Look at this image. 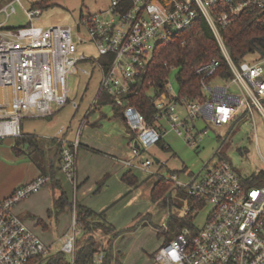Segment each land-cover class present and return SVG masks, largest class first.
Masks as SVG:
<instances>
[{
	"label": "built area",
	"instance_id": "1",
	"mask_svg": "<svg viewBox=\"0 0 264 264\" xmlns=\"http://www.w3.org/2000/svg\"><path fill=\"white\" fill-rule=\"evenodd\" d=\"M16 1L2 7L7 18L15 11ZM250 8L264 14V0H109L108 8L81 15L80 25L89 37L78 43L70 25L33 24L41 13L39 8L27 11V25L7 27L0 23V139L22 136L25 117L52 115L68 102L78 109L80 104L69 97L68 76L79 70L90 76L95 70L101 73L98 92L87 114L104 94L109 95L110 103L120 109L130 130L129 147L136 159L164 137V122L193 146H198V136L208 132V123L233 128L249 118L256 131L255 109L264 118V56L236 63L221 35L222 28ZM199 18L205 19L214 32L232 76L219 73L221 63L217 59L200 65L196 72L201 76V99L182 96L167 78L153 99V123L157 125H152L132 102L134 87L147 70L157 45L171 41ZM79 44H92L99 57L80 50ZM83 61H89L92 70L80 68L78 63ZM197 120L206 122L203 128ZM59 133L60 169L77 187L79 133L73 141L64 136V126ZM215 155L217 159L198 172L181 168L188 174L187 181L180 179V172L163 175L173 188L184 190L209 210L198 232L186 225L155 252L158 264H264V184L248 185L220 149ZM154 161L149 157L124 163L153 174ZM49 180V175L41 173L0 199V264H28L34 259L40 264L53 254L14 211L16 204ZM73 209L72 230L61 248L69 264H75L76 235L80 232ZM199 210L189 207L184 213L196 217ZM105 258L106 253L100 250L93 262L103 264Z\"/></svg>",
	"mask_w": 264,
	"mask_h": 264
},
{
	"label": "rangeland",
	"instance_id": "2",
	"mask_svg": "<svg viewBox=\"0 0 264 264\" xmlns=\"http://www.w3.org/2000/svg\"><path fill=\"white\" fill-rule=\"evenodd\" d=\"M39 1L41 0H21V3H14L15 11L5 21L6 26L27 25L30 22L27 11L33 9L35 3ZM6 2L7 0L2 5ZM108 6L109 0H53L51 5L39 8L41 13L33 19V24L43 27L70 25L73 28V39L78 43L79 39L89 37L87 30L80 25L81 15L96 13ZM5 19L6 13L0 11V22ZM78 46L80 50L99 57L92 44ZM255 57L259 58V55L253 53L246 58L253 60ZM78 65L88 71L92 70L89 61L79 62ZM178 72V68L172 66L168 77L176 92L179 91ZM100 77L101 73L96 70L92 76L81 70L70 73L68 76L69 97L70 100L80 104L79 109L76 110L72 102H68L52 115L25 117L22 121L24 132H36L42 137L43 143H49L53 141L51 138L61 135L60 128L70 125L71 120L72 126L77 129L78 116L73 119L72 115L76 111L77 115H82L88 108L98 92ZM214 82L217 80L215 79ZM105 105L113 108L110 102L100 101L97 109L89 117L90 122H98L101 125L95 128L90 125L84 126L82 135L84 145L77 151V187L59 170L57 174L52 171L51 174L56 175V179L53 181L50 179L37 192L23 198L15 205V208L31 226L34 225L32 217L40 216L41 225H36L33 229L51 247V252L55 253L62 248L65 240L64 233L68 229L72 230L73 208L78 204L76 202L78 199L92 208L105 211L111 222L118 228L117 235L105 233L102 237L97 233L96 249L106 253L108 264H158L154 254L167 241L165 234L168 232V228L163 229L161 226L167 220L170 210H178L181 215H184V211L189 208L190 199L185 195L173 194L172 202L169 201L165 206L153 200L152 187L160 177L173 171L166 169L167 160L158 170V162L155 160L151 167L155 172L153 174L141 170L135 172L140 181L130 190L128 182L123 178L126 168L119 165L112 156L124 158L131 154L126 133L127 124L121 116L116 115L110 107ZM102 115H106L107 118L102 120ZM50 116H54L52 120L49 119ZM255 116L256 131L249 118L242 119L233 128H230V125L216 127L208 123V132L198 136V146L187 143L183 136L178 135L167 122H164L167 132L163 138L171 150L165 151L159 146H152L149 150L143 151L138 156V160L142 161L149 157L154 159L158 155L162 158L171 157L168 162L170 167L180 168L185 165L186 172L189 170L195 173L206 163L210 162L209 165H211L217 159L215 150L220 149L222 154L225 153V158L229 160L235 171L247 179L254 173L264 170V118L257 109H255ZM203 124L205 123L201 122L199 127L203 128ZM9 138L0 139V144L9 146L7 140ZM31 154L37 157L31 152L22 156L20 160L8 158L5 160L6 166H9L12 173H21L23 169L29 171L33 167L31 161L35 162V157ZM180 177L182 181L188 180L187 173L180 174ZM79 184L81 185L78 186ZM63 191L68 201L64 209L59 210L61 208H57L56 201ZM208 210L207 205L201 208L194 223L201 225ZM78 229L80 232L76 235L77 242L82 243L86 234L79 223ZM61 237L64 239L60 240ZM51 242L55 243L49 245ZM117 254L119 255L117 260L115 256L110 258V255Z\"/></svg>",
	"mask_w": 264,
	"mask_h": 264
},
{
	"label": "trees",
	"instance_id": "3",
	"mask_svg": "<svg viewBox=\"0 0 264 264\" xmlns=\"http://www.w3.org/2000/svg\"><path fill=\"white\" fill-rule=\"evenodd\" d=\"M52 3L53 0H41L35 3L34 8L49 6ZM221 35L230 56L236 63L244 60L249 54L257 53L261 57L264 56V14L257 9L244 10L236 20L221 29ZM212 59L220 61L219 73L221 75L227 78L232 76L228 61L214 32L205 19L199 18L191 28L177 35L171 41L157 45L147 70L134 87L131 95L132 102L143 112L150 124L157 125V123H153L156 111L153 99L169 77L171 67H177L179 70L177 79L180 94L189 99H201L203 97L200 84L201 76L197 74L196 69ZM151 90L154 92L153 94H151ZM105 99L107 102H111V98L107 94L103 95L102 101ZM114 108L116 113L120 114V109L116 106ZM26 144L30 153L40 149L37 137L28 133L17 137L15 150L19 153V146ZM156 145L165 151L171 150L164 138L160 139ZM21 152L24 151L21 150ZM222 155L225 157V153ZM41 163L43 160H40L39 164L41 165ZM44 171L45 169H43V174H46ZM172 172H179V170L170 171V173ZM49 176L51 178L52 175ZM123 178L131 185H136L139 182L137 176L129 171L124 174ZM165 180L164 176L160 177L152 187L153 200L165 206L169 201L172 202L173 194L185 195L189 197V207L193 210L201 209L204 206L203 202L190 197L182 189L173 188L172 183H167ZM245 181L248 185H263L264 170L254 173ZM67 201L66 193L63 192L58 200L59 206H64ZM75 209L77 221L84 228L86 234L83 242L77 244L75 264H94L93 257L98 252L96 249L98 238L95 229L109 235H117L118 228L105 219L103 212L97 213L80 203L76 204ZM195 218L191 214L181 215L178 210H171L166 220V226H168V232L164 233L167 237L166 240L169 241L176 237L186 225L191 227L194 233L198 232L199 225L194 223ZM161 227L164 229V224ZM107 258L106 255L103 264H108ZM36 261L38 262L37 259H34L28 264H35ZM40 264H69V261L67 254L60 250L42 260Z\"/></svg>",
	"mask_w": 264,
	"mask_h": 264
},
{
	"label": "crops",
	"instance_id": "4",
	"mask_svg": "<svg viewBox=\"0 0 264 264\" xmlns=\"http://www.w3.org/2000/svg\"><path fill=\"white\" fill-rule=\"evenodd\" d=\"M5 1V0H4ZM3 0H1L0 1V11H2L1 9H2V7L4 6V5H2L3 4V2H4ZM11 1H16V0H7V2L5 3V4H7V3H9V2H11ZM17 2V1H16ZM18 3H21V0H19V2ZM9 18V17H8ZM7 17H6V19L4 20V21H2V22H0V23H4V25L6 26V20L8 19ZM103 101H107L106 99L105 100H103ZM105 106H108V107H110L112 110H113V112H115V114L116 115H119V116H121L120 114H117L116 113V109L113 107H111V106H109V105H105ZM80 107V106H79ZM79 109V108H78ZM78 109H76V110H78ZM88 109H89V106H88V108L87 109H85V112L82 114V115H77L76 114V112L72 115V118L73 119H75V117L76 116H78V118H77V122H78V128L77 129H75L73 126H72V120L70 121V125H68V126H64L65 127V134H64V136H66V138L67 139H69L70 141H73L75 138H76V136H77V134L79 133V140H80V146H83L84 144L82 143V135H83V129H84V126H86V125H90L91 127H99L100 125H101V123H98V122H90L89 121V117H90V115L92 114V113H94V110H96L97 109V107L96 108H94L93 110H91L88 114H87V111H88ZM116 115H114V117L116 116ZM54 116H50L49 117V119L50 120H52V118H53ZM122 117V116H121ZM105 118H107V116L106 115H102L101 116V119L103 120V119H105ZM123 118V117H122ZM49 120V121H50ZM102 120H100V121H102ZM76 122V123H77ZM201 122H203V123H206V122H204V121H202V120H199L198 121V123H201ZM21 128H22V133L23 134H28V133H25L24 132V130H23V123H22V126H21ZM230 128H232L231 127V125H230ZM126 133H127V135H128V146H129V141H130V138H131V134H130V130H129V128H128V126H126ZM30 134H36V137H37V139H38V144H39V147H40V149H37V150H34L33 151V153L37 156V157H35L33 154H31V156H33V157H35V162H32L31 161V164H32V166L33 167H31L30 168V170L29 171H26V170H24L23 169V171H21V173H12L11 172V169L9 168V166H6V162H5V160L6 159H8V158H10L11 160H20V159H22L21 157L22 156H25L26 154H28V153H30L29 151H28V145L26 144V145H21V146H19V150H20V152H21V150L22 151H24V152H19L18 153V151H16L15 150V146H16V140H17V138L16 137H10L9 139H7L8 140V145L9 146H7V147H5L4 145H2V144H0V199H2V198H5V197H7V196H9L16 188H18V187H20L21 185H23V184H26V183H28V182H30V181H32L36 176H38L39 174H41V173H43V169H45V173H48L49 175L51 174V172L53 171V172H56V174H57V170H59L60 172H62L63 174H64V172L60 169V163H59V159H60V142L58 141V139L56 138V137H58V136H56V137H53V138H51V139H53V141H50L49 143H46V142H44L43 143V141L41 140V136L40 135H38L36 132H34V133H30ZM5 138H7V137H5ZM3 139V138H2ZM5 140V139H4ZM54 140H56V141H54ZM158 145H155V146H153V147H157ZM161 148V147H160ZM4 149H7V150H4ZM129 149H130V147H129ZM27 150V151H26ZM131 151V150H130ZM155 153V152H154ZM156 154V153H155ZM30 155V154H29ZM173 155H175V154H173ZM113 156V158L115 159V161L119 164V165H121L122 167H124V168H126V170H125V174L129 171V172H131L132 174H134L135 172H137L138 170H141V169H138V168H135V167H131V166H129V165H127L126 163H124V161H126V160H128V159H133L134 161H138V158L136 159V157H134V156H132V152H131V154L129 155V156H127V157H118V156H114V155H112ZM174 157H176V156H174ZM173 157V158H174ZM166 158H168V157H165V158H162V157H160L159 155L158 156H156V159H158V161H156V162H158V168H157V170L160 168V166L167 160V164H166V169H171V170H179V172L180 173H183L184 171H182L181 170V168H184L186 171H187V167L185 166V165H183V166H181L180 168H174V167H170L169 165H168V162L170 161V159H171V157L170 158H168V159H166ZM172 158V159H173ZM40 160H43V163H41V165L39 164V162H40ZM54 169H55V171H54ZM165 169V168H164ZM141 171H144V170H141ZM146 172V171H145ZM188 172H191V171H189L188 170ZM147 173V172H146ZM52 175V174H51ZM65 175V174H64ZM134 175H136V174H134ZM66 176V175H65ZM52 181L54 180V179H56V175L54 176V175H52L51 176V178H50ZM57 181V180H56ZM138 181H140L139 180V178H138ZM139 183V182H138ZM138 183L136 184V185H138ZM128 185H129V187H130V190L134 187V186H136V185H131V184H129V183H127ZM81 184H79L78 186H80ZM63 192H65V191H63ZM62 192V193H63ZM58 200H59V198L57 199V201H56V205H57V208H61V209H59V210H63L64 209V206H59V203H58ZM74 201H75V199H74ZM76 202L79 204H82V205H84V206H87V207H90L91 209H93L95 212H97V213H104L105 214V219L108 221V222H110L111 224H113L112 222H111V220L108 218V216H107V214L105 213V211H102V210H97V209H95V208H92L91 206H89L88 204H85V203H83L82 201H79L78 199H76ZM14 211L16 212V214L34 231V227L36 226V225H41V222L40 221H42L41 220V218H40V216H36V215H34L33 217H32V219L34 220V225L33 226H31V224L30 223H28V221L25 219V217L21 214V212H19L18 211V209L17 208H15V206H14ZM170 212H171V210L168 212V217H169V215H170ZM168 217H167V219H168ZM40 220V221H39ZM73 222V221H72ZM165 226H166V221H165ZM114 225V224H113ZM115 226V225H114ZM168 227V226H167ZM46 227H44V229H45ZM117 228V227H116ZM42 231H43V229H42ZM70 229H68L67 230V232H65L64 233V236L66 237V235L68 234V233H70ZM95 231H96V234L97 233H99V234H101L102 235V237H103V235L105 234L104 232H102L101 230H96L95 229ZM35 232V231H34ZM36 234H38L39 235V233H37V232H35ZM40 236V235H39ZM63 236V237H64ZM86 236V235H85ZM63 237H61L60 238V240H62V239H64ZM85 238V237H84ZM52 243H55V242H51V243H49V245H51ZM77 244H79V242H77ZM113 254V253H112ZM113 256H115L114 258L117 260L118 259V257H119V255L117 254V255H110V258L111 257H113Z\"/></svg>",
	"mask_w": 264,
	"mask_h": 264
},
{
	"label": "water",
	"instance_id": "5",
	"mask_svg": "<svg viewBox=\"0 0 264 264\" xmlns=\"http://www.w3.org/2000/svg\"><path fill=\"white\" fill-rule=\"evenodd\" d=\"M156 161H158V159H156V157L154 158Z\"/></svg>",
	"mask_w": 264,
	"mask_h": 264
}]
</instances>
